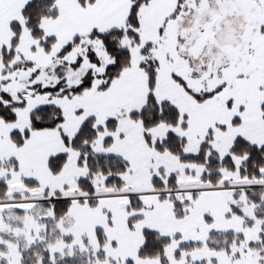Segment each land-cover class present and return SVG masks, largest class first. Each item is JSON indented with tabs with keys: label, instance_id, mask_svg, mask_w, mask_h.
I'll return each instance as SVG.
<instances>
[{
	"label": "snow or ice",
	"instance_id": "6c2138e0",
	"mask_svg": "<svg viewBox=\"0 0 264 264\" xmlns=\"http://www.w3.org/2000/svg\"><path fill=\"white\" fill-rule=\"evenodd\" d=\"M0 264H264V0H0Z\"/></svg>",
	"mask_w": 264,
	"mask_h": 264
}]
</instances>
